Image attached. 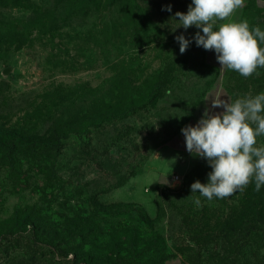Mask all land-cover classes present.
I'll list each match as a JSON object with an SVG mask.
<instances>
[{
	"label": "rangeland",
	"instance_id": "obj_1",
	"mask_svg": "<svg viewBox=\"0 0 264 264\" xmlns=\"http://www.w3.org/2000/svg\"><path fill=\"white\" fill-rule=\"evenodd\" d=\"M191 3L0 0V243L5 233L35 238L45 246L41 264H53V254L102 255L116 241L112 223L141 227L129 212L136 206L103 212L96 200L136 204L155 218L159 207L170 211L172 191L201 157L194 164L197 157L188 154L183 161L166 141L175 133L184 136L181 130L195 126L206 109L224 111L211 107L210 96L232 100L216 53L193 39L202 29L179 27L175 14L187 13ZM247 3L231 19L242 20ZM180 35L191 41L183 54ZM7 67L13 69L4 75ZM27 143L47 144L53 154L33 155L21 148ZM257 144L264 145V137ZM50 162L55 174L42 167ZM131 173L127 184L114 188ZM254 188L251 183L204 203L217 214L223 207L222 224L245 226L238 216L243 207H264L263 199L255 205ZM231 209L237 213L227 222ZM168 214L153 229L178 235L179 222H170ZM228 239L219 231L204 247L203 264H255L249 251H232ZM263 244L252 245L262 258ZM29 251L0 255V264H20ZM158 255L146 252L141 264H159ZM167 263L188 264L177 254Z\"/></svg>",
	"mask_w": 264,
	"mask_h": 264
},
{
	"label": "clouds",
	"instance_id": "obj_2",
	"mask_svg": "<svg viewBox=\"0 0 264 264\" xmlns=\"http://www.w3.org/2000/svg\"><path fill=\"white\" fill-rule=\"evenodd\" d=\"M243 7L244 0H192L187 13L176 12L175 16L185 30L192 26L202 29L203 34L198 31L193 39L198 47L216 53L221 71L249 78L264 68V30L250 26L246 19H231ZM176 40L183 54L191 41L184 35ZM221 96H210L211 107L224 111L210 114L206 109L195 126L181 130L187 151L205 159L212 169L207 183L197 180L191 185L192 194L199 196L187 198L197 207L201 206L199 197L225 199L251 183L257 192L264 185V145L257 144V138L264 137V92L235 100Z\"/></svg>",
	"mask_w": 264,
	"mask_h": 264
},
{
	"label": "trees",
	"instance_id": "obj_3",
	"mask_svg": "<svg viewBox=\"0 0 264 264\" xmlns=\"http://www.w3.org/2000/svg\"><path fill=\"white\" fill-rule=\"evenodd\" d=\"M244 19L249 22L250 26H259L261 30H264V8L260 5L259 0H248L243 11L242 20ZM257 72L259 73L258 75L254 74L249 78H244L234 71L226 70L224 85L229 91L232 100L245 94L251 93L252 95H257L264 92V68L257 69ZM169 140L170 138L166 142ZM21 148L26 150V152H31L33 155L39 154L49 157L53 154V148L47 144L27 143L22 144ZM5 164L12 170L17 166L13 161H7ZM43 166L44 168H48L51 174L56 173V163H43ZM211 171L212 169L208 162L200 158L199 162L186 174L182 185L172 191L173 199L170 202V205H172V207H169L170 211L159 207L156 218L151 216L144 207H138L136 204L113 203L105 205L96 200V208L103 212L111 211L112 209L118 212H125V210L120 209V206H136L132 207L129 212L131 218L139 223L141 229L136 228L134 225L131 227L130 225L123 224L117 226L112 223L110 228L114 229V234L117 235L116 241L112 244L113 249L101 253L102 255L91 256V252H88L83 257L80 255V257L74 258H69L68 255L57 256L53 254V264H141L143 254L151 250L159 251L157 257L159 264H168L169 258L176 254L180 255L188 264H203L204 247L213 240V237L219 231L222 232L223 236L229 237L228 247L232 251H236L238 254H244L249 251L253 256L255 264H264V258L260 257V254L252 249V245L257 240L264 241V207H243L240 212L241 214L238 216L242 218L244 223L246 222L245 226L224 225L221 221L225 211L221 207V204L219 205L221 212L219 209L217 212L220 213L217 214L211 211V207H208L204 203V197H199L201 200L200 207H197L191 198H187L190 195L199 196V193L192 194L191 185L197 180L202 183ZM133 175L134 173H131L128 177H124L118 181L114 185V188L123 186ZM257 196L259 198L255 203L256 206H258L257 204L260 200H264V185L261 186ZM248 198L250 197H247L246 202H248ZM231 210L226 217L227 222L234 219L233 215L237 213L235 209ZM167 212H169L170 222H176V220L179 222L180 231L178 235L167 236L163 233V228L153 229V223L156 220H161L163 215H167ZM215 218L218 223L212 226L211 222ZM260 224L263 226H260ZM5 235L0 243V255H7L13 250L30 249L29 257L23 258L20 264H41L42 255L45 252V246L42 242L35 240V238H28L17 234L14 237H11L8 233H5ZM234 236H236V239H232ZM152 241L153 243H151ZM139 242L143 245L140 246ZM170 242L173 244L171 251L169 250ZM138 247H142L144 252H138ZM261 248H264V244L261 245ZM235 261V259H229L227 262L224 260L226 264H232Z\"/></svg>",
	"mask_w": 264,
	"mask_h": 264
},
{
	"label": "crops",
	"instance_id": "obj_4",
	"mask_svg": "<svg viewBox=\"0 0 264 264\" xmlns=\"http://www.w3.org/2000/svg\"><path fill=\"white\" fill-rule=\"evenodd\" d=\"M260 5L264 8V0H260L259 1ZM168 142L172 143L176 153L183 159V161L186 159V157L188 156V154H190L187 149H186V143H185V137L180 135V134H176L174 135ZM192 155V154H191ZM192 157H194V155H192ZM191 157V158H192ZM197 157L196 160L194 161V164L198 161L199 157ZM189 172V171H188ZM187 172V173H188ZM130 180V179H129ZM129 180L125 183L127 184L129 182ZM124 184V185H125ZM123 185V186H124Z\"/></svg>",
	"mask_w": 264,
	"mask_h": 264
},
{
	"label": "water",
	"instance_id": "obj_5",
	"mask_svg": "<svg viewBox=\"0 0 264 264\" xmlns=\"http://www.w3.org/2000/svg\"><path fill=\"white\" fill-rule=\"evenodd\" d=\"M12 67H7V68H5L4 70H3V74L4 75H8L11 71H12Z\"/></svg>",
	"mask_w": 264,
	"mask_h": 264
},
{
	"label": "built area",
	"instance_id": "obj_6",
	"mask_svg": "<svg viewBox=\"0 0 264 264\" xmlns=\"http://www.w3.org/2000/svg\"><path fill=\"white\" fill-rule=\"evenodd\" d=\"M175 177H176V178H179V175H176Z\"/></svg>",
	"mask_w": 264,
	"mask_h": 264
}]
</instances>
